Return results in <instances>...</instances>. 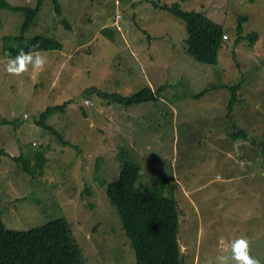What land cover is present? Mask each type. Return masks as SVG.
I'll return each instance as SVG.
<instances>
[{"label": "rangeland", "instance_id": "374dc122", "mask_svg": "<svg viewBox=\"0 0 264 264\" xmlns=\"http://www.w3.org/2000/svg\"><path fill=\"white\" fill-rule=\"evenodd\" d=\"M5 1L0 118L18 121L0 124L6 226L29 230L61 216L72 223L85 264H137L107 196L108 184L129 160L141 168L138 190L179 199L184 264H216L218 256L230 255L222 243L239 237L250 240L252 255L264 264V0H44L24 34V9L38 0ZM154 3H180L223 25L228 39L218 63L196 61L188 53L186 23ZM239 16L248 20L237 42ZM253 32L259 34L254 43L247 36ZM37 36L57 39L63 48L39 51L47 56L43 71L30 65L20 76L8 74L5 47ZM237 85L234 132L245 130L246 140L222 134L231 131L222 120ZM147 86H163L159 100L128 107L145 115L137 128L119 133L126 109L98 92L131 96ZM68 101L47 122L61 140L37 121L48 107ZM7 152L34 163L44 153V173L27 174ZM178 175L188 176L187 191L171 180Z\"/></svg>", "mask_w": 264, "mask_h": 264}, {"label": "trees", "instance_id": "16d2710c", "mask_svg": "<svg viewBox=\"0 0 264 264\" xmlns=\"http://www.w3.org/2000/svg\"><path fill=\"white\" fill-rule=\"evenodd\" d=\"M44 0H38L36 7H25V21L22 27L24 34L33 24ZM185 1V0H183ZM254 3L256 0H248ZM56 11L62 14V7L58 1H54ZM158 9L167 11L186 23L188 38V53L198 62L215 65L218 63L220 50L226 36L224 26L212 20L206 14L182 9L180 3L161 5L154 3ZM8 8L5 0H0L1 10ZM9 8L21 9L19 6ZM236 32L239 34L237 42L242 40L244 23L247 16H239ZM65 24H68L64 20ZM250 40L256 42L259 34L253 32L247 35ZM23 38V35L20 39ZM19 39V38H18ZM19 42V41H17ZM63 44L50 37L37 36L26 44L8 45L4 53L8 57H15L17 52L23 49L25 52L61 50ZM238 85L232 87L230 101L227 106L228 117L239 102ZM159 90L154 91L150 86L139 90L131 96H123L117 93H104V96L112 101L125 106H131L149 101H158ZM72 101L61 105L50 106L40 114L38 126L50 129L63 139L62 135L47 122L56 113L66 110ZM17 120L9 121L0 118V124L8 125ZM234 139L248 138L245 130L236 128ZM264 148V144H263ZM14 161L21 164L23 170L32 176L43 174L47 164V157L40 152L34 161L25 155L11 156ZM140 166L134 162L123 161L118 179L108 184L107 196L111 205L121 221V227L126 237L131 242L136 255L137 264H184L179 244L180 211L175 198L148 194L136 188V182L140 174ZM56 213V212H55ZM60 217V218H59ZM72 223L66 218L56 216L41 226L29 230H16L6 226L0 215V264H85L82 247L77 243L73 235Z\"/></svg>", "mask_w": 264, "mask_h": 264}, {"label": "clouds", "instance_id": "9594fccd", "mask_svg": "<svg viewBox=\"0 0 264 264\" xmlns=\"http://www.w3.org/2000/svg\"><path fill=\"white\" fill-rule=\"evenodd\" d=\"M118 18L121 19L122 16L119 15ZM225 39H228L227 35L224 36V40ZM46 64V55H42L39 51L34 52L32 50H29L25 52L23 49H21L17 52L14 58L10 57L7 60L5 67L8 74L13 76H20L29 70L30 65L34 71H43ZM85 104L90 105L91 103L90 101L89 103H86L85 101ZM233 113L234 111L228 117V120L234 126ZM228 135L230 134L227 133L226 136ZM216 264H261V259L258 256L252 255L250 240L246 237H239L230 242V255L218 256Z\"/></svg>", "mask_w": 264, "mask_h": 264}, {"label": "crops", "instance_id": "0c3cea01", "mask_svg": "<svg viewBox=\"0 0 264 264\" xmlns=\"http://www.w3.org/2000/svg\"><path fill=\"white\" fill-rule=\"evenodd\" d=\"M67 21V20H66ZM67 23H68V21H67ZM67 27H68V29L70 30V31H72L73 30V28H70V24L68 23V24H65ZM124 42L127 44V46H128V48L129 49H135V45L134 46H131L129 43H127L125 40H124ZM134 53L137 55L138 53L134 50ZM135 54H133V56H135ZM144 103H146V102H144ZM122 107H124V109H126V110H123V113H124V115H125V118H124V120H120V122H119V127H118V132L119 133H122V132H124V131H128V129H135V128H137V126L138 125H136V121H138V120H140L143 116L142 115H145L144 113H138V111H135V110H128V107H130V106H125V105H122ZM233 116H234V113H233ZM132 118V119H131ZM223 122H228L229 120H228V116H227V113L225 114L224 113V119L222 120ZM231 125H232V123H231ZM233 133H234V126L232 125L231 126V131L228 133V134H230L231 136H233ZM223 134V133H222ZM227 133H224L223 135H226ZM8 153V152H7ZM188 176H186V175H183V176H177V177H175V178H173V179H171L172 181H174V179H175V184H177L181 189H183V190H186V186L188 185V182H187V179H183V178H187ZM187 191V190H186ZM177 200V202H178V200L179 199H176ZM233 240V239H232ZM231 240V241H232ZM230 241V242H231ZM222 245H224L225 246V248H227V249H230V243H226L225 241L222 243ZM182 247H183V250L184 251H186V249H187V247L186 246H184V245H182ZM199 259H198V257L196 256V258H195V263L198 261Z\"/></svg>", "mask_w": 264, "mask_h": 264}, {"label": "built area", "instance_id": "2783aa9c", "mask_svg": "<svg viewBox=\"0 0 264 264\" xmlns=\"http://www.w3.org/2000/svg\"><path fill=\"white\" fill-rule=\"evenodd\" d=\"M86 103H89V101H86Z\"/></svg>", "mask_w": 264, "mask_h": 264}]
</instances>
